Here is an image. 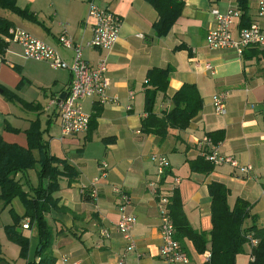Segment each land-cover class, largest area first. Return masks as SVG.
<instances>
[{"label": "crops", "instance_id": "obj_1", "mask_svg": "<svg viewBox=\"0 0 264 264\" xmlns=\"http://www.w3.org/2000/svg\"><path fill=\"white\" fill-rule=\"evenodd\" d=\"M183 1L181 15L162 37L154 33L157 13L146 1L98 2L114 12L121 24L118 40L110 52L87 47L81 51V57L90 63L106 57V95L116 99L108 103L84 101V108L88 104L87 114L98 111L91 134L62 137L56 109L49 107L52 99L66 91L70 71L54 69L47 62L26 60L16 44H9L1 57L0 86L40 108H23L0 94V136L8 143L25 146L24 132L38 118L41 129L46 130L43 139L50 153L65 159L79 173L70 185L62 177L59 190L53 194L58 198V206L66 211L52 210L46 215L55 233L52 245L55 264H118L126 241L116 229L118 199L112 186H119L130 195L132 204L128 210L136 217L130 232L135 249L127 252L125 264H167L159 257L162 243L159 218L156 198L149 188L156 174L151 161L153 154L165 156L170 163L171 175L165 180L164 191L174 178L178 179L176 188L183 211L192 228L204 232L208 239L211 230L208 184L212 181L222 182L229 189L230 208L236 199L250 204L245 227L255 222L264 229L263 53L257 47H249L239 55L234 50H212L206 45L207 31L214 25L212 11L240 10L237 0ZM16 4L34 13L39 24L4 10H0V16L11 21L14 29L24 30L53 47L68 65L74 61V52L61 46L58 36L65 33L82 44L92 37V23L87 19L88 0H16ZM247 17L264 27V20L257 16L256 0H248ZM240 28L241 18L232 28L234 37ZM180 45L184 48L174 50ZM166 67L171 68L168 89L165 94H157L155 113L171 110V97L184 83L197 87L203 106L186 130L170 129L166 139L158 143L155 136L141 131V120L145 117L144 89L147 72ZM222 91L227 92L226 113L217 115L212 97ZM5 123L19 132L4 130ZM219 130L224 132V139L216 146L218 152L241 165H250V174L239 173L227 164L215 166L209 174L189 170L188 161L199 156L197 142L207 132ZM101 162L107 165L104 176ZM92 184L98 197L93 202L83 201V190L90 191ZM27 221L24 219L22 223ZM25 230L30 234L25 235ZM102 231L107 236H102ZM22 232L29 238L28 260H32L36 234L29 228H23ZM183 246L188 264L204 263L205 255L196 253L190 241ZM0 250V264L26 262L5 232L0 237ZM249 250L245 245L236 257V264H248Z\"/></svg>", "mask_w": 264, "mask_h": 264}, {"label": "trees", "instance_id": "obj_2", "mask_svg": "<svg viewBox=\"0 0 264 264\" xmlns=\"http://www.w3.org/2000/svg\"><path fill=\"white\" fill-rule=\"evenodd\" d=\"M149 3L157 13V20L153 24L157 37L168 34L173 24L181 15L185 3L183 0H144ZM242 11L241 27L250 25L247 17L248 0H237ZM0 10L11 12L18 17L39 24L34 13L28 9L19 8L16 0H0ZM13 23L0 16V56L2 57L8 47L4 37L9 36ZM184 48L180 45L174 48ZM171 68H152L146 74L144 89L145 117L141 120V131L152 134L162 143L170 129L186 130L191 121L198 115L203 106V100L197 87L191 83H184L171 97L173 107L160 115L155 113V101L158 93L165 94L168 89L169 73ZM1 95L7 101L20 104L23 108L39 109L40 106L28 103L18 97L14 92L0 86ZM98 111L90 115L88 134L95 128V118ZM4 130L17 133L18 129L5 123ZM46 130H42L38 118L30 122L25 130L26 145L6 142L0 136V203L2 208L9 207L12 223L4 227L8 241L19 247V257L24 259V264H55L52 245L55 237L54 230L48 224L46 215L52 210L66 211L63 206H58V198L54 193L60 188L62 177L70 185L76 180L79 173L70 166L65 159L52 155L47 142L43 139ZM217 146L224 139V132L211 131L205 134ZM87 139H90L89 137ZM36 164L37 184L32 185L28 178V171L34 170ZM189 170L199 174H209L214 165L207 161L199 152V156L188 161ZM171 175L170 166L165 169L160 177L163 183ZM210 196L211 230L209 239L207 235L195 230L190 225L182 208V201L177 188L172 190L169 197V210L175 229L174 237L181 243L190 241L198 254L209 251L210 257L203 264H236V257L249 246L250 260L248 264H264V229L255 222L245 227L244 221L249 217L250 204L242 199H236L232 208L227 203L229 189L219 181L208 184ZM18 198L23 206V215L19 216L13 208L12 201ZM82 200L93 202L90 191L83 190ZM28 220V228L32 229L37 237V243L32 260H28L29 238L22 232V220ZM253 219V217H252ZM73 235V234H72ZM248 236L257 240V244L250 246ZM209 244V246H208ZM1 250H0V260Z\"/></svg>", "mask_w": 264, "mask_h": 264}, {"label": "built area", "instance_id": "obj_3", "mask_svg": "<svg viewBox=\"0 0 264 264\" xmlns=\"http://www.w3.org/2000/svg\"><path fill=\"white\" fill-rule=\"evenodd\" d=\"M102 0H88L87 19L92 23V37L85 43H75L73 38L62 33L58 36V43L66 49L74 52V61L68 65L56 50L45 42L35 38L28 32L21 29H10L9 36L4 37L7 44H16L20 47L21 55L26 60L47 62L54 69H64L71 73L70 83L65 91L66 96L52 99L49 103L54 106L57 112L61 136H76L85 134L88 131L90 115L83 111L84 101L91 99L98 103L116 102V99H109L106 95L108 86L107 59L102 57L97 62L90 63L81 57L83 48H95L100 51L110 52L119 37L120 18L108 7L100 5ZM257 16L264 20V0H256ZM214 25L207 31L206 45L212 50L230 49L239 55L249 47H257L263 53L264 64V27L258 22H251L249 26L242 27L237 32V37L233 36L232 28L241 18V11L232 8L224 13L217 10L212 11ZM2 58L0 56V64ZM207 70L211 67L207 64ZM227 92H218L212 97V105L217 115L226 113ZM47 107V108H49ZM197 146L201 155L210 161L214 166L223 164L229 165L232 169L244 175L251 173L250 165H241L231 156L220 154L217 147L211 140L204 136ZM151 161L156 167L155 181L149 183V188L156 198V207L159 218V235L161 245L159 247V257L167 264H188L189 258L182 248L181 243L174 237L175 229L169 210V197L172 190L176 188L178 179L174 178L172 185L164 191V184L160 182V177L167 167L170 166L167 158L160 154L151 155ZM101 176H104L107 165L101 162ZM113 193L118 199V221L116 229L126 241L124 252L120 255L118 264H125L128 251L134 250L135 245L131 236V229L136 223V217L128 208L132 204L130 195L119 186H112ZM91 197L96 200L98 191L95 184L90 190ZM28 228V221L22 225ZM102 236H107L106 231H102ZM250 246L254 247L257 240L248 236ZM205 261L210 257L209 251L204 252ZM204 261V262H205Z\"/></svg>", "mask_w": 264, "mask_h": 264}, {"label": "rangeland", "instance_id": "obj_4", "mask_svg": "<svg viewBox=\"0 0 264 264\" xmlns=\"http://www.w3.org/2000/svg\"><path fill=\"white\" fill-rule=\"evenodd\" d=\"M87 108H88V104L87 105H85V108H84V106H83V111L85 112V113H87L86 112V110H87ZM56 129V127L54 128V130ZM45 137L49 140V136H47V135H45ZM47 140V141H48ZM50 151V150H49ZM55 153H56V151H54ZM52 155H53V153H52ZM36 168L34 169V170H30V171H28V176L30 177V183L32 184V185H36L37 184V176H36V170H38L39 169V165L38 164H36V166H35ZM0 205H1V203H0ZM2 206V205H1ZM11 208H13V210L19 215V216H22L23 215V206H22V203H21V201L18 199V198H15L13 201H12V203H11V206H10ZM22 221H24V220H22ZM9 222H12V217H11V214L9 213V207H5V208H3L1 211H0V237H1V235L3 234V232H4V227L3 226H5V225H7ZM10 225V224H9ZM28 234H30V231H28V230H25V235H28Z\"/></svg>", "mask_w": 264, "mask_h": 264}, {"label": "water", "instance_id": "obj_5", "mask_svg": "<svg viewBox=\"0 0 264 264\" xmlns=\"http://www.w3.org/2000/svg\"><path fill=\"white\" fill-rule=\"evenodd\" d=\"M0 93H1V89H0ZM66 96V93L64 92L63 94L60 95V99H63Z\"/></svg>", "mask_w": 264, "mask_h": 264}]
</instances>
